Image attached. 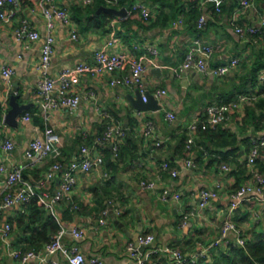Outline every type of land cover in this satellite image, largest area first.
I'll list each match as a JSON object with an SVG mask.
<instances>
[{
	"label": "crops",
	"instance_id": "obj_1",
	"mask_svg": "<svg viewBox=\"0 0 264 264\" xmlns=\"http://www.w3.org/2000/svg\"><path fill=\"white\" fill-rule=\"evenodd\" d=\"M142 1L151 11L145 21L139 11L122 18L97 9L100 6L126 7ZM195 1L196 9L207 14L201 29L196 28L197 12L185 7L184 22L173 26L171 21L180 12L181 5ZM201 0H118L107 4L104 0H49L50 4L65 7L71 22L53 18V51L48 65H39L40 50L46 33V20L38 0H20L15 13L0 19V64L13 69L9 81L0 73V163L6 170L26 165L24 175L36 190L53 192L59 184L58 176L45 179V171L53 161L63 167L80 156V146L92 147L101 154V164L81 172L68 199L58 202L53 212L32 203H15L0 211V264H67L61 253H41L22 262L10 253L25 252L36 247L40 251L45 242L39 240L43 232L51 231L47 224L50 216L60 227L82 230L80 238L70 232L62 235L64 245L76 243L86 264H127L131 261L127 245L137 244L138 234L152 233L151 244L142 250L170 246L183 252L197 249L220 234L226 218L233 221L247 235L252 229H264V185L253 188L234 209L231 193L251 179L246 162L253 139L264 136V81L257 79L264 67V0H252L250 6L238 8L237 0H221L215 11V1L200 4ZM106 4H105V3ZM13 6L6 3V15ZM177 13V14H176ZM98 17V23L87 16ZM235 17V20L232 19ZM26 20L39 32L37 39H18L15 28ZM195 25V26H194ZM235 26L256 27L257 32H236ZM75 31L76 37H72ZM200 37L204 44L215 46L210 64H225L232 57L238 64L223 75L203 74L188 69L179 75L172 70L183 59L192 38ZM112 45L108 46V41ZM133 45L137 48L134 50ZM148 46L158 48L156 56L143 58L145 70L142 85L151 94L163 89L157 99V110H138L127 99L135 96L136 87L111 84V79L128 72V63L110 72L97 75L82 74L72 80L70 90L81 96L74 108L59 107L43 112L35 101L39 81L55 77L61 69L77 61H90L97 50H130L139 57ZM160 71L156 72L155 69ZM13 91L19 104L31 105L17 117L16 126L3 122V113L10 108L8 96ZM239 92L252 94L238 109L232 110L227 121L217 132L196 130L193 149H185L186 126L195 118L204 116L209 104L233 100ZM172 112L169 119L166 112ZM28 114L30 118L24 120ZM147 120L154 124V135H144ZM107 125H119L126 130L120 143V154L112 157L110 144L102 140ZM45 126L58 135L49 156L31 167L25 158L28 142L41 136ZM5 139L12 143L10 150L3 148ZM157 142H159L157 144ZM187 158L192 161L186 164ZM167 161L170 169H162ZM225 165L227 168H223ZM254 168L264 178V150L256 157ZM177 174L171 175L170 170ZM5 172H0V182ZM160 176L154 189L140 186L141 179ZM220 184L215 197L202 210L182 224V214L195 208L202 188ZM166 190L168 198L161 199ZM180 193L178 199L174 193ZM100 219L105 222L100 223ZM10 231L3 237V227ZM228 238H234L229 232ZM32 250V249H31ZM151 264H170L165 255L152 258Z\"/></svg>",
	"mask_w": 264,
	"mask_h": 264
},
{
	"label": "built area",
	"instance_id": "obj_2",
	"mask_svg": "<svg viewBox=\"0 0 264 264\" xmlns=\"http://www.w3.org/2000/svg\"><path fill=\"white\" fill-rule=\"evenodd\" d=\"M20 0H0V19H7L15 13L18 8ZM49 0H38L42 14L46 20V33L44 41L40 50L39 65L45 68L53 51L54 37L52 29L54 26L53 18H58L63 23L71 22V16L69 11L65 7L50 4ZM92 0H83L84 4H89ZM107 4H116L118 0H104ZM211 0H201L200 4H205ZM217 4L214 6L215 11L220 10L219 2L221 0H212ZM238 8H245L251 5L252 0H237ZM8 3L13 7L5 15L3 12V6ZM132 11H139L140 16L145 20H150L152 13L142 1H137L126 9V13L122 18H126ZM185 10H181L179 14L170 23L173 26H178L184 22ZM235 20V17H232ZM207 21V14L200 12L196 23V28L201 29ZM264 23V17H263ZM256 27L243 28L235 26L236 32L244 34L245 32L255 33L257 32ZM16 38H28L37 39L39 32L30 26L26 20L20 21L16 26L15 30ZM72 37H76L75 31L71 34ZM108 46L112 45V40L108 41ZM137 48L133 45V49ZM215 46L211 44H204L200 37L196 36L192 38L190 44L187 45L183 59L180 63L172 68L173 72L177 75L188 70L195 69L203 74L209 75H223L229 72L233 67L238 64V58L232 57L225 64H210L213 56ZM158 54V48L155 46H148L139 57H135L131 54L130 50H119V51H107L97 50L90 61H77L72 66L65 67L55 77L46 76L42 78L37 86L35 95V101L40 106L43 112L49 111L54 108L68 107L74 108L78 105L81 96L73 93L70 90L71 82L77 76L82 74L97 75L102 72L112 73L123 63H128V72L120 74L111 79V84H121L123 86H134L136 90L142 95V100L146 101L145 93L147 90L142 85V73L145 70L143 58L149 55L156 56ZM0 73L5 81H9L13 74V69L9 66L0 64ZM257 79L259 82L264 81V67L261 68L257 73ZM163 89H156L152 95L158 97L164 93ZM252 98V94L238 93L233 100L222 101L217 104H209L204 109V118H195L186 126V140L185 149L190 152L193 149L195 143L193 134L200 129H211L216 130L219 126L223 125L230 116L232 110L238 109L244 102ZM165 116L169 119L174 117L172 112H166ZM30 116L26 114L23 116L24 120H28ZM143 133L145 136L154 135V124L151 120L145 122ZM126 130L119 125H107L102 132V140L109 142L112 157H116L119 151V145L125 138ZM58 141V135L50 128L45 126L41 136L32 138L28 142L27 149L25 151V158L28 165L33 167L38 162L44 161L52 150V147ZM159 142H157L158 144ZM5 150L12 148V143L9 139H5L3 143ZM264 150V136L253 139L250 150L247 154L246 162L251 170V179L248 183L239 186L231 193L232 203L230 210L234 209L241 201L245 198V195L250 192L253 188L261 190L264 185V178L254 168V163L259 152ZM103 157L101 154L93 150L92 147L87 145L80 146V156L70 160L65 167L59 161H53L49 164L45 171V179L52 180L58 176L59 184L55 191L49 193L45 191L36 190L31 180L24 175V168L26 165H19L6 170L5 166L0 163V172H5L6 176L2 182H0V211L15 203H30L32 201L40 205L44 209L53 212L55 205L65 199L70 198L71 192L77 183V179L81 172L89 171L91 168L101 164ZM187 165H191L192 161L190 158L186 160ZM162 169L169 170V164L167 161H163L161 164ZM223 168H227L225 165ZM171 175H176L177 170L171 169ZM160 176L152 179H141L139 181L140 186L147 189H154L157 180ZM220 184H215L213 187L202 188L199 191L198 201L195 208L185 211L182 214V224L186 220L194 215L196 212L205 208L209 200L215 197L220 189ZM168 192L164 190L160 198H168ZM173 197L178 199L180 193L176 192ZM100 223H104V219L99 220ZM10 231V224H5L2 230L3 237H6ZM70 232L74 238H80L82 236V230L79 228H72L67 230L66 228L60 227L57 232L51 235L50 240L44 245L42 250H27L20 252L13 250L10 254L17 257L22 262H26L31 257H37L41 253L45 255H51L56 252L62 254L67 264H86L84 255L80 252L79 247L76 243L72 245H64L61 241V237L64 233ZM234 233V238L229 239L228 233ZM154 236L152 233L138 234L136 236L137 244L130 242L127 245L131 261L127 264H151L152 258H157L160 255H165L170 259V264H183V263H196L200 259H206L208 254L217 248L218 246H226L229 240H233L236 245L244 246L246 238L243 236L240 228L229 218H226L222 224L220 234L214 240L208 243H201L197 249L191 252H183L177 248L170 246L152 247L147 250H142L146 245L151 244ZM51 264H58V261L52 260Z\"/></svg>",
	"mask_w": 264,
	"mask_h": 264
},
{
	"label": "trees",
	"instance_id": "obj_3",
	"mask_svg": "<svg viewBox=\"0 0 264 264\" xmlns=\"http://www.w3.org/2000/svg\"><path fill=\"white\" fill-rule=\"evenodd\" d=\"M195 3H196L195 1H188V4L184 6L181 5L180 9L184 10L186 7L193 12L196 11L198 17L200 12L198 11V8L196 9L197 6ZM110 15L111 14H109V16ZM87 19L93 20L96 24L98 23V17L96 16L90 15L87 16ZM239 93H246V92H239ZM201 118L203 119L204 116ZM197 130H198L197 132L201 131L202 133L205 132L215 133L218 131V130H211L209 128L207 129L198 128ZM184 139L186 140V138ZM119 151L117 156L120 154ZM30 203H32L34 207L38 206L34 201ZM39 207H37V209ZM42 208L43 207H41V209ZM39 210L40 208L38 209V211ZM49 219L53 220L47 224V227L51 229L50 233L48 235H45V232H43V235H41V237L39 238V240L45 242V244L50 240L51 235L59 230V225L57 224V222L51 216ZM243 236L246 238L244 246L236 245L233 240H229V243L226 246H218L217 248L212 250L208 254L206 259H200L196 263H183V264H264V229L262 230L252 229L249 234L247 235L244 234ZM31 249L36 250L37 248L33 247ZM31 249L28 248V250Z\"/></svg>",
	"mask_w": 264,
	"mask_h": 264
},
{
	"label": "water",
	"instance_id": "obj_4",
	"mask_svg": "<svg viewBox=\"0 0 264 264\" xmlns=\"http://www.w3.org/2000/svg\"><path fill=\"white\" fill-rule=\"evenodd\" d=\"M126 7L121 8H115L112 6H100L97 9V12L104 11L107 13H110L112 15H116L119 17H122L126 13ZM156 72L160 71L159 68L155 69ZM146 101L142 100V95L136 90L135 96L128 95L127 99L130 102V104L138 109V110H157L160 108V105L157 102V99L150 93H145ZM18 95L15 94L13 91L10 92L8 96V104L10 108L6 110L5 113H3V122L10 126H16L17 124V117L19 114L27 107H29L31 104H19L17 102Z\"/></svg>",
	"mask_w": 264,
	"mask_h": 264
}]
</instances>
